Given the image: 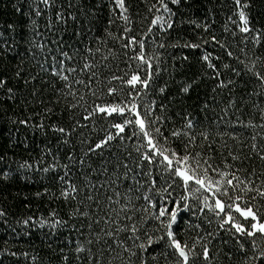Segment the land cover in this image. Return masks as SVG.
<instances>
[{
  "label": "trees",
  "instance_id": "trees-1",
  "mask_svg": "<svg viewBox=\"0 0 264 264\" xmlns=\"http://www.w3.org/2000/svg\"><path fill=\"white\" fill-rule=\"evenodd\" d=\"M123 3L0 0V264H176L160 207L189 264H264V233L235 211L264 220V0ZM144 132L227 195L185 190ZM132 224L140 239L116 232Z\"/></svg>",
  "mask_w": 264,
  "mask_h": 264
},
{
  "label": "snow or ice",
  "instance_id": "snow-or-ice-1",
  "mask_svg": "<svg viewBox=\"0 0 264 264\" xmlns=\"http://www.w3.org/2000/svg\"><path fill=\"white\" fill-rule=\"evenodd\" d=\"M173 2H175V0H173ZM237 2H239V0H237ZM115 3L120 8L124 7L123 0H115ZM162 7L166 8V5H162ZM240 18H241V20H244L245 23H246V18L244 16L243 12L240 14ZM155 22L156 21L154 20L153 23H155ZM243 31L247 32V31H249V29L247 27H245L243 29ZM141 59H142V57H141ZM64 79L66 80L67 77H64ZM138 81H140V77L138 75H136V74H133L131 76V79H129L127 81V83L129 85H135ZM140 82L143 83L144 85H147V83H148L147 80H143V81H140ZM4 83L5 82L3 80H0V85H2ZM9 91H11V89H9ZM112 91H114V90L113 89H109V92H112ZM128 110L131 111V112H135L136 105L132 104L131 109H128ZM99 111L102 112V113H119V114H123V113H125L126 109H125V107H120V106H109L108 108L101 107V108H99ZM131 123H133L132 120L124 119V123L123 124L117 123V124L113 125V127H115L117 130L122 132L123 129H124V125L131 124ZM135 124L139 125V128L141 129V131L144 130L145 122H144L143 119H141L139 117V113H136ZM58 131L63 132L64 129L60 128V129H58ZM144 135L146 137H148V133L147 132H144ZM174 135H175V133H174ZM111 138H112L111 136L108 137V139H111ZM101 143H105V142L102 141ZM100 146H101L100 144L96 145L97 148H99ZM148 147L152 148V149H155L157 154L159 156L163 157V160L167 162V168L171 169L172 174L175 177L180 179V181L182 182V185L185 187V190H187V186H188L189 182L193 181V180H194L196 185L200 186V188L196 189V191H199L200 189H205L206 191H213L214 190L213 186H214V184L216 182H214L208 176L207 170L204 171L203 176H200V175L195 174V172L188 167V164H187V162L189 161V157L188 156H184L182 159H176V161H175L176 166L173 168V159H171L169 157V155L165 154V150L157 147V145H155L153 143V140H152L151 137H148ZM91 150L92 149H90V151ZM171 156L172 157H176V153L175 152L171 153ZM143 158L151 160V154H147ZM180 165H183V166H180ZM227 183H231V181H228ZM152 184L154 185L155 181H152ZM70 187H71V191L73 193H75L77 191V189L74 186H70ZM215 192H219L220 195H227V190L221 191L219 188H215L214 194H215ZM62 194L65 195V196L68 195L67 191H65V193H62ZM116 195L119 196L120 194L117 192ZM143 198L149 204H151L153 208L156 207V204L147 195L144 196ZM89 199H91V197H89ZM108 199H109V201H112V197H109ZM236 199H239V197H236ZM207 201H208V197L205 196L204 197L205 206L207 208H209L210 210L219 209V212H217V215H219L220 212H223L225 210V204L219 198H217L215 200V207L214 208H213V205L209 204ZM115 202L118 203L119 201H115ZM125 207H126V205H125ZM185 207H187V205H185ZM229 207H231V205H229ZM113 211H115V209H113ZM235 211L238 212L244 218L251 217L252 220H256L255 213L250 208H241L238 204H236L235 205ZM166 214L169 216V219L165 223V221L162 218L165 217ZM116 215L118 217L119 213H117ZM154 218L156 220H158L160 222L161 227H163L166 230V236H167V240L169 241V245H170V247H172L174 249L175 253L178 254V259L176 261V264H189V256L192 253L190 252V250H188L186 248V246H182L181 245L180 241H178L175 238L174 232L172 230L173 222H175L176 219H177V209L176 208H172L171 210H169V209H166L165 207H160L158 214L155 215ZM126 219L132 220V217L131 216H126ZM228 219L229 220L232 219L231 215L228 216ZM105 222L106 223H112V224L116 223L115 220H106ZM251 227H252L253 230H258L261 233H264V224L253 223ZM235 229H236L237 232H245L244 226L242 224H239V223L235 224ZM121 230L129 231L130 233H132L133 234L132 239H134V240L140 239L139 236L135 235L137 233V231H138V229H137L135 224H132L131 226H123L121 228H117L116 232H119ZM113 234L114 233L112 231L106 232L107 236H112ZM246 234L251 236V235H253V232L248 231V232H246ZM159 239L162 240V239H164V237H159ZM153 242H154L153 238L146 234V244L145 243H140L139 245H137V247L140 250H145L146 246H151L153 244ZM125 251H128L130 256H135L136 255L135 252H131L127 248L125 249ZM207 255H208V252H207V249L205 248L204 249V256L207 257ZM260 256L264 257V252H261ZM143 264H146V262H143Z\"/></svg>",
  "mask_w": 264,
  "mask_h": 264
},
{
  "label": "rangeland",
  "instance_id": "rangeland-1",
  "mask_svg": "<svg viewBox=\"0 0 264 264\" xmlns=\"http://www.w3.org/2000/svg\"><path fill=\"white\" fill-rule=\"evenodd\" d=\"M251 218V217H250ZM252 219V218H251ZM253 223H260V224H264V220L263 221H259L257 218H256V220H253V222H252V224ZM252 231H258V230H253L252 229Z\"/></svg>",
  "mask_w": 264,
  "mask_h": 264
}]
</instances>
